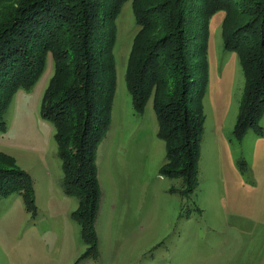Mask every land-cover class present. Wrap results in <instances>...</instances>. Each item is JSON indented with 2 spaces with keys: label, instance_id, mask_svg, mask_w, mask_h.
Instances as JSON below:
<instances>
[{
  "label": "rangeland",
  "instance_id": "rangeland-1",
  "mask_svg": "<svg viewBox=\"0 0 264 264\" xmlns=\"http://www.w3.org/2000/svg\"><path fill=\"white\" fill-rule=\"evenodd\" d=\"M223 15L218 10L209 23L198 185L182 196V178L159 174L165 144L152 100L136 112L126 86L138 26L131 1L123 4L116 19L111 123L95 160L101 192L96 257L81 259L88 244L71 217L78 199L63 191L55 128L41 113L51 55L31 87L14 91L3 113L0 153L31 177L36 212L25 208L19 193L0 197V264H264V112L261 134L248 130L241 140L234 137L245 77L237 53L223 47Z\"/></svg>",
  "mask_w": 264,
  "mask_h": 264
},
{
  "label": "trees",
  "instance_id": "trees-1",
  "mask_svg": "<svg viewBox=\"0 0 264 264\" xmlns=\"http://www.w3.org/2000/svg\"><path fill=\"white\" fill-rule=\"evenodd\" d=\"M127 0H0V132L5 108L18 88L31 87L48 54L53 74L41 100L42 116L55 128L65 194L76 196L71 217L96 257L95 231L101 198L96 152L111 123L116 91V19ZM138 26L130 46L125 82L133 108L151 99L165 144L159 174L182 178L178 190L198 185L203 96L209 79L210 18L224 10L223 47L237 53L245 77L233 134L262 133L264 112V0H130ZM19 193L36 212L33 182L13 158L0 153V197Z\"/></svg>",
  "mask_w": 264,
  "mask_h": 264
},
{
  "label": "crops",
  "instance_id": "crops-1",
  "mask_svg": "<svg viewBox=\"0 0 264 264\" xmlns=\"http://www.w3.org/2000/svg\"><path fill=\"white\" fill-rule=\"evenodd\" d=\"M208 85H210V84H209V79H208L207 87H208ZM207 87H206V90H205L204 96H205V94H206V92H207ZM204 96H203V98H204ZM96 165H97V164H96Z\"/></svg>",
  "mask_w": 264,
  "mask_h": 264
}]
</instances>
